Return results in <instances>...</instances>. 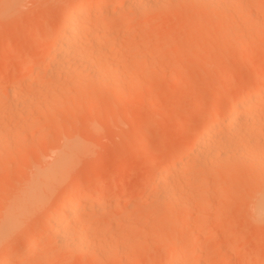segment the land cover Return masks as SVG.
<instances>
[{
	"label": "rangeland",
	"instance_id": "374dc122",
	"mask_svg": "<svg viewBox=\"0 0 264 264\" xmlns=\"http://www.w3.org/2000/svg\"><path fill=\"white\" fill-rule=\"evenodd\" d=\"M77 1L0 0V75L3 73L5 76L3 82L0 81V102L3 100L0 114L5 113L3 108L6 101L10 107L15 105L9 103L15 100V94L16 98L21 97V101H15L17 115L25 111L28 113V108L32 112L26 117L28 119L25 118L26 114H22L25 120L18 117L24 122L23 128L21 123L18 124L20 120L13 122L20 127L12 124L13 119L18 118L13 107L11 109L8 104L5 108L9 107L7 110L11 115H0V118H5L0 121V125L4 123L3 128L10 122L12 124L9 130L0 129V135L2 131H11L13 136L16 133L15 139L8 132V135L6 132L3 134L8 136V141H12L10 146L9 142L7 144L11 154L5 156V151L1 153L0 149V230L5 214L14 202L12 200L17 194V197L24 194L35 174L56 172L59 169V173L56 172L58 182L52 181L54 187V183L50 182L51 189L46 187L49 189L47 191L44 188L47 192L44 194L40 193L43 190L39 188L37 193L43 199L0 240V264L6 254L10 258L5 264H165L172 249L177 251L176 247L179 250L185 246L188 250L184 257L193 253L192 256L199 261L197 264H264V216L257 215L255 218L253 212L255 204L264 194V174L259 176V170L257 173L252 170L255 174L247 173L252 167H247V164L243 167V163L242 166H213L201 172L206 169H199L201 166L195 164L197 160L193 154L180 160L179 165L177 160H173L192 145L206 123L217 113L224 115L230 104L238 96L248 93L255 82L259 85L264 83V0L228 1L233 3L231 5L225 0L228 4L223 2V5L229 6H222V13L215 11V14L207 8H202L204 12L200 8L201 11H198L197 5L187 0L172 2V5L167 1L168 6L165 1L163 3L166 5L161 4L164 5L162 8L158 6L141 12L120 8L124 0H107L108 4L99 13L93 11V5L88 15L99 22V28H93L89 34L101 33L103 23L110 29L107 31L111 32L108 37L104 33L106 37L102 35L97 45L106 41L105 44L101 45L102 48L100 45L96 48H100L98 52L104 50L102 56L107 53L106 58L112 62V66H107L111 70L108 73L112 75L115 72L116 79L119 76L122 78L118 85L122 91H117L119 78L117 82L110 79L114 76L106 75L111 76L107 77L111 81L105 79L102 82L105 85L107 80V89L111 85L117 87L116 93L120 95L114 89L110 91L111 88L106 92L102 83L97 84L98 89L94 88L92 82L96 81L88 83L91 76L86 73L84 75L88 81L85 84L82 81L86 80L76 75L73 78L80 81L75 78L74 82L83 84H74L71 75L67 79L69 82L64 81L67 76L63 79L54 76L57 83L53 77L50 78L51 68L45 64L50 61V55L43 49L55 33L60 32L59 24L65 13ZM115 7L120 11H110ZM120 26L126 30L119 31ZM91 34L90 38L94 35ZM96 48H92L94 50L91 52L88 47L87 51L92 54ZM98 52L95 54L101 51ZM45 55L49 56L48 59ZM101 57L98 59L94 55L93 59L102 61ZM34 60L39 63L33 66L34 69L31 68V72L22 71L25 64L33 63ZM97 68L95 66V71ZM18 70L31 78L20 76L17 84L11 79ZM100 70L105 74L104 68ZM49 78L54 81H49ZM20 84L24 88L32 85V88H25L24 92ZM98 85L103 87L100 88L103 92ZM12 86H16V90L18 86V90L21 88V93L26 95L31 94L28 90L43 97L47 94L41 97L43 101L45 99V105L50 104L46 102L54 96L52 92L58 95L59 88L66 90V94L60 95L65 93L60 90L57 103V99L53 100L57 96L50 99L51 103L55 102L51 104L55 107H50L54 108L51 112L49 108L43 109L46 106L41 102L40 95L36 96L38 99L34 95L25 98L18 90L20 95L17 92L9 95ZM28 98L39 100L42 105L36 101L35 108L42 107L41 113L48 109L50 113H44L47 117H40L43 113L39 115V110L37 113L31 102L25 104ZM18 102L24 103L21 104L24 109ZM263 107L256 115L261 121L257 120L258 130L264 127ZM20 108L24 112L19 113ZM10 110L16 116L11 117ZM12 126L16 131L11 130ZM258 130L254 132L255 137L259 136L257 140L264 135L263 130L260 134ZM18 137L21 139L17 143L15 140ZM71 140L85 145L83 147H87V152H83L81 146L80 152L78 150L69 154L65 164L61 162V147ZM4 141L7 142V139L2 141L3 146ZM171 162L172 165L176 162L174 165L177 164V167L170 165ZM180 165L186 168L180 169ZM159 169L177 171V174H173L177 176L169 175L156 186L158 182L155 177ZM38 177L36 175L40 181L41 177L40 180ZM174 185L176 192L173 190ZM102 187H105V193L96 196ZM83 188L88 192L89 201L94 202L89 212L93 221L87 232L90 236L95 234L90 239L93 242L94 238V245L90 243L95 248L89 243V248L83 252H61L54 237L37 235L49 225L60 200L72 192L80 195ZM165 188L176 194L181 188V192L186 190L181 198L180 191L178 196L170 191L172 195L169 193L171 197L166 199L171 202L166 201V204L173 205L174 195L178 203L165 207V193L159 196ZM83 217L80 216V222L77 223L85 221L83 219L88 216ZM190 234L199 237L195 236L193 240L191 235L190 240ZM188 239L190 243H187ZM31 242L34 243V251L23 257ZM101 245L106 246L102 247L105 251ZM107 246L113 248L109 249V252L112 251L110 255ZM189 256L188 260L183 257L182 262L188 264L193 263V260L196 263L195 259H191V254Z\"/></svg>",
	"mask_w": 264,
	"mask_h": 264
},
{
	"label": "bare ground",
	"instance_id": "6f19581e",
	"mask_svg": "<svg viewBox=\"0 0 264 264\" xmlns=\"http://www.w3.org/2000/svg\"><path fill=\"white\" fill-rule=\"evenodd\" d=\"M166 1V2H165ZM167 1L169 2V5H172V4H170V3H176V2H179V1H182V0H124L123 1V3H122V1H121V4H120V8H124V9H127L126 11H132L131 9H134V11H137V12H141V11H145L146 9L147 10H153L152 8H156V7H158L159 6V8H162V7H164V5H166V4H164L163 2H165V3H167ZM187 1H190V3L191 2H193V4H196L197 5V7H196V5H194V7H196L197 8V10L199 11L200 9L202 10V8H207L208 9V11L210 12V10L209 9H212L211 11H212V14L215 12V11H220L221 12V10L223 9L222 8V6H229V5H223V4H228L229 2H231L232 0H227V2L225 1V0H187ZM182 2H186V0L185 1H182ZM223 2H225V3H223ZM233 2V1H232ZM236 1L234 0V2L233 3H235ZM5 3V2H4ZM233 3H231V4H233ZM239 3V2H238ZM106 4H108V1L107 0H83V1H81V0H78L77 2H75L74 3V5L70 8V10L69 11H67V13H65V17H64V19H62V21H61V23L59 24V31L60 32H58V34L57 33H55V36L54 37H52V39L50 40V42L44 47V49H43V51L46 53V54H48V55H50V61L48 60V62H46L45 64L47 65V66H49V69L51 68V72L48 70H46L47 72H50V78H52L53 77V79L56 81V83H57V80H56V78L57 77H59L60 78V76H61V78L63 79L65 76H67L66 78H64L65 80L64 81H66L67 79H68V77L71 75V77L73 78V75L75 76L76 75V77H79L80 79H84V80H86V79H88V77L86 76V75H84L85 73L88 75V76H91V77H89V79L88 80H90V82H88V83H91L92 81H96V82H92V83H94L93 84V87L94 88H96V86H97V84H101L103 87H104V89L106 88V92L107 91H111V90H113L115 93H116V90H115V88H117V91L118 92H120V91H122V89H120L119 88V83H120V81H121V79L122 78H120V76L118 77V73H117V77L119 78V80H118V78L116 79L115 77L116 76H114V74H115V72L111 75L110 73H108V71L110 70H108L107 68L112 64V62H111V60L109 59V58H106V55H107V53H104L105 55L104 56H102L103 55V51L102 50H100L99 52L97 51V49L99 48H96V46H99V45H97L98 44V42H99V40H101L102 39V37L104 36L103 34L105 33V34H107V37H108V34H110V33H107V31L109 30L110 31V29L108 28V26L107 25H105L104 23L102 24V22H101V28L103 29V31H101V29L99 30V31H101V33H93L94 35H96V37L95 38H93V34H91V36H92V38H90L89 36H90V34H89V32H92L91 30L93 29V28H99L98 27V24L97 23H99V22H96L95 20L96 19H91L92 18V16L90 17V14L88 15V13H89V10L93 7V5H94V9H93V11L95 12V13H99L101 10H103V8L106 6ZM161 4H164V5H162L161 6ZM230 4V3H229ZM230 4V5H231ZM5 5H7V3H5ZM122 5H123V7H122ZM125 6V7H124ZM167 6H168V3H167ZM201 6V7H200ZM118 7V6H117ZM117 7H115L114 9H112V10H110V11H115L116 9L118 10V8ZM119 8V9H120ZM129 8V9H128ZM158 8V9H159ZM200 8V9H199ZM224 8H226L227 9V7H224ZM122 9H121V12H123L122 11ZM226 9H224V10H226ZM200 10V11H201ZM118 11H120V10H118ZM203 11V10H202ZM91 12V11H90ZM109 12V11H108ZM125 12V11H124ZM204 12V11H203ZM206 12V11H205ZM225 12V11H224ZM216 13V12H215ZM214 13V14H215ZM219 13V12H218ZM222 13V12H221ZM133 14V13H132ZM91 15H92V13H91ZM134 15V14H133ZM137 15V14H136ZM138 17V16H137ZM94 18V17H93ZM95 21V22H94ZM100 25V24H99ZM231 27H232V25H231ZM96 28V29H97ZM95 29V30H96ZM98 30V29H97ZM124 31V30H126V28H124L123 26H120L119 27V31ZM230 30V29H229ZM229 30H227V31H229ZM94 32V31H93ZM96 32H98V31H96ZM57 34V35H56ZM103 35V36H102ZM104 37H106V35L104 36ZM106 39V38H105ZM105 39H104V41H105ZM107 40V39H106ZM101 42V41H100ZM106 42V41H105ZM105 42H103L102 44H105ZM101 44V45H102ZM101 45H100V47H101ZM104 46V45H103ZM90 48V49H88L89 51H91V50H94L95 48H96V50H95V52H98L99 54H95V52L93 51V53L92 54H94L95 55V57L97 58L98 57V59H99V57H101L100 58V60H102V61H99L98 59V61H96V60H94L93 59V57H94V55H92L89 51H87V48ZM92 48H94V49H92ZM102 48V47H101ZM100 49V48H99ZM104 49V48H103ZM88 52V53H87ZM92 52V51H91ZM106 52V51H105ZM91 54V56H90V54ZM97 55V56H96ZM99 55V56H98ZM46 56V55H45ZM109 56V55H108ZM49 57V56H48ZM48 57L46 56V59H48ZM102 58H104V59H102ZM44 60V61H47V60ZM42 61V60H41ZM43 62V61H42ZM39 63V61H36V60H34V62L33 63H29L28 65L27 64H25V66H23L24 67V69L23 68H21V69H23L22 71H30L31 72V68L32 69H34L33 68V66H37V64ZM48 63V64H47ZM35 66V67H36ZM38 66H40V65H38ZM95 66L97 67L98 66V68H99V66H100V68L102 69V68H104V71L103 72H105L106 70L105 69H107V73L105 72V74L104 73H101V70H100V68L98 69L97 68V70L96 71H98L99 70V72H96L95 71ZM108 66V67H107ZM112 66V65H111ZM21 69H20V71H21ZM19 71V70H18ZM18 71H16L17 73H15L16 74V76H13V74H12V76L14 77H12L13 79H11V80H14L16 83H17V81H19L20 79H21V77L20 76H24L25 74H24V72H23V75L21 74V72H20V75L18 74L19 72ZM46 71H45V73H46ZM109 72H111V70L109 71ZM48 74V73H47ZM27 75V74H26ZM30 75V74H29ZM49 75H46V77L47 76H49ZM106 75H111V76H114V78H110L111 76H107L108 78H110L111 80H118L117 82L115 81H113V83H117L116 85H117V87H112V85L111 86H109V88H111V89H107V87H106V85H107V80H106V82H104V84L105 85H103V80L105 81V79H108L107 77H106ZM56 78H55V77ZM10 77V75H9V73H8V78ZM26 77H30V76H24V78L25 79H27ZM75 77V78H76ZM4 78H5V76H4V74L2 73L1 75H0V81L1 82H3L2 80H4ZM23 78V79H24ZM31 78V77H30ZM49 78V81L50 80H53V79H50ZM72 78H71V81L74 83V84H78V82L80 81L79 79H77V80H79V81H77V83L76 82H74L76 79L75 78H73L74 80H72ZM61 79V80H62ZM93 79V80H92ZM110 79H108V80H110ZM11 80H9V81H11ZM28 80H30V79H28ZM53 80V81H54ZM58 80H60V79H58ZM70 80V79H69ZM88 80H86V81H82L83 83L85 82H87ZM110 80V81H111ZM24 81V80H23ZM32 81V80H31ZM68 81V80H67ZM21 82V81H20ZM60 82V81H59ZM69 82V81H68ZM16 83H15V85H16ZM55 83V84H56ZM80 83V82H79ZM83 83H80V84H83ZM84 83V84H85ZM91 83V84H92ZM95 83H96V85H95ZM112 83V82H111ZM110 83V84H111ZM14 83L12 82V84L11 85H13ZM18 84V83H17ZM26 83H24V86H26L25 85ZM28 84H30V83H28ZM52 84H54V82H52ZM109 84V83H108ZM10 85V86H11ZM20 85H22V84H20ZM100 85V87H99V85H98V87H99V89L100 88H103L102 86ZM115 84H113V86H114ZM24 86L22 85L21 87L22 88H24ZM32 86V85H31ZM30 85L29 86H27V87H25L26 89H29V90H31V87ZM108 86V85H107ZM16 87V86H15ZM13 88V86H12V90H11V92L12 93H10L9 95H11V94H15L16 92H17V90H18V86H17V90H16V88ZM25 88H24V92H25ZM122 88V87H121ZM11 89V88H10ZM9 89V90H10ZM58 89V88H57ZM96 89H98V88H96ZM8 90V91H9ZM20 90H21V88H20ZM20 90H18L20 93H21V91ZM27 91V92H30L31 94H28L29 95V97H31L30 95H34V94H32V93H35V92H31V91ZM59 90V92H58V95H59V93H60V90H61V93H63L64 91H65V93L64 94H60V95H63V96H65V94H66V90H63V88H59L58 89ZM57 90V91H58ZM80 90V89H79ZM92 90V89H91ZM102 92H103V90L102 89H100ZM33 91V90H32ZM53 91H55V90H53ZM93 91H94V89H93ZM92 91V92H93ZM99 91V90H98ZM105 91V90H104ZM10 92V91H9ZM26 92V93H27ZM77 92V91H76ZM89 92H91V91H89ZM96 92H97V90H96ZM20 93L18 94V92H17V94L18 95H20ZM23 93V92H22ZM21 93V94H22ZM88 93V92H87ZM41 94H43V93H41ZM52 94L54 95V96H52V98H50V99H53V97H55V96H57V97H55L53 100H55V99H57V101H56V103L58 102V95H55V94H57V93H54V92H52ZM117 94V93H116ZM121 94V93H120ZM120 94H117V95H120ZM8 95V96H9ZM23 96L22 97H24V95H25V98L26 97H28V95H26L25 93H23L22 94ZM40 95V94H39ZM39 95H38V93H37V95H34L33 97H35V99L37 98L36 96H38L39 97ZM44 95H45V93H44ZM47 95V94H46ZM46 95L44 96V97H46ZM243 95V94H242ZM12 96V95H11ZM17 97V95L15 94L14 95V97ZM63 96H61V97H63ZM263 96V97H262ZM14 98L15 100H9V99H6V100H9L8 102L11 104V102L12 103H14L15 105H16V102L15 101H21V99H19V98H21V97H18V98ZM44 98L43 97V95L41 96L40 95V99H41V102L43 101L42 100V98ZM60 97V96H59ZM261 97L262 98H264V83L263 84H260L259 85V83L258 82H255L254 84H253V86L251 87V90H249V92L248 93H244V95L243 96H241L240 95V97L238 96L236 99H235V101L233 102V103H231L230 105V107H229V109L227 110L226 109V111H225V113H224V115H222L221 113V115L219 114V113H217L213 118H212V120L208 123H206V125H205V127H204V129H203V131L201 132V134H200V136H198L197 137V139H195V141L192 143V145H190L189 147H187V148H185L181 153H179L173 160H177L176 162H177V164L179 163L180 164V160H182V159H187V157L189 156V155H191V154H193L195 157H196V163L195 164H199V166H201L199 169H201V168H203V169H206V170H201V172L202 171H207V169H210L211 167H213V168H216V167H218L219 165H229V164H232V165H239V164H241V165H239V166H242V163H243V167L247 164V167H252V168H250L251 169V171L249 172L248 170H247V173H251V172H256L257 173V171L259 170V173H258V175L260 174L261 175V173H263L264 174V161H263V158H264V135L263 136H260V137H262V138H259V139H261V140H257V138L259 137H255V135H254V132L256 131V130H258L257 128V124H259V122L257 123V120L258 121H260V119H258L259 117H256V115H258L257 113L259 112L260 113V110H261V108L264 106V99L262 100L261 99ZM12 98V97H11ZM13 99V98H12ZM16 99H19V100H16ZM31 99V98H30ZM29 98H28V100H27V102H29V103H27L26 101H24V103L25 104H33L34 105V109H36V111H37V113H38V110H39V112L41 111V109H42V107H41V109H37V108H35V106H37V102H38V104H40V105H42V103L40 102L39 103V100L36 102L35 101V99H34V101L36 102H34V101H32V99L30 100ZM38 99V98H37ZM47 99V98H46ZM50 99L48 100V102H46V103H50L49 105H48V107H47V105H45L44 104V102H45V99H44V101H43V105H45L46 107H43V109H46V108H49L50 109V107L52 106V105H54L53 104V102L51 103V101H50ZM59 100H60V98H59ZM262 100V101H261ZM50 101V102H49ZM4 102H5V100H4ZM7 102V101H6ZM5 102V107L6 106H8L9 104L8 103H6ZM31 102V103H30ZM34 102V103H33ZM0 103H3V100H2V102H0ZM19 103V102H18ZM24 103H19V105L22 107V109H24L23 108V104ZM55 103V102H54ZM6 104H8V105H6ZM22 104V105H21ZM52 104V105H51ZM14 105V106H15ZM18 105V104H17ZM14 106H11V107H13V110H14ZM32 105H29V107H31ZM55 106H56V104H55ZM4 107V108H5ZM9 107H10V105H9ZM9 107H7V109H9ZM10 107V108H11ZM16 107V106H15ZM24 107L26 108V106L24 105ZM27 107H28V105H27ZM33 107V106H32ZM52 107H54V106H52ZM3 108V110L5 111V113L6 114H8V110L6 109H4ZM18 108H19V106H18ZM55 108V107H54ZM53 108V109H54ZM12 109V108H11ZM27 109V108H26ZM25 109V110H26ZM29 109V111L27 110V112L28 113H25L24 111H22L21 110V108H20V110L21 111H19V113H21V112H24V113H21V119H22V117H23V119H24V116L22 115V114H26V116H25V118L27 117V116H29V113H32V112H30L31 111V108H28ZM53 109H50L51 110V112L53 111ZM2 110V109H1ZM0 110V111H1ZM12 110V111H13ZM32 110H33V108H32ZM263 110H264V107H263ZM11 111V110H10ZM11 111V112H12ZM15 111V110H14ZM13 111V112H14ZM44 111V110H43ZM42 111V113L40 112L39 113V115L40 114H42L40 117H42L43 116V118H44V116L45 117H47L46 115V113H50L49 112V110L47 109V110H45L44 112ZM262 111V110H261ZM2 112V111H1ZM12 112V116L11 117H14V113ZM5 113H4V115H3V113H1L0 115H2V116H6L5 115ZM15 113H16V115H17V113H18V111L16 112L15 111ZM36 113V112H35ZM44 113L46 114V115H44ZM28 114V115H27ZM219 114V115H218ZM10 115H11V113H10ZM9 114H8V116H10ZM15 115V116H16ZM31 115V114H30ZM33 115H34V111H33ZM38 115V116H39ZM8 116H7V118H8ZM20 116H18L17 115V118L18 117H20ZM37 116V115H36ZM16 118V117H15ZM3 119H5V118H0V121H3ZM26 119H28V118H26ZM261 119H262V117H261ZM8 120V119H7ZM7 120H6V122H7ZM16 120V121H15ZM13 119V121H12V124L13 125H15L16 123H17V121L18 120H20L19 118L18 119ZM25 120V119H24ZM29 120H30V118H29ZM29 120L27 121V124L26 125H28V122H29ZM11 121V120H10ZM6 122H5V125H6ZM13 122H16V123H13ZM263 122V121H262ZM2 123V122H1ZM9 122H7V124H8ZM19 123H21L20 124V126H21V128H23L24 126H23V123H22V121L20 120L19 122H18V124ZM26 123V122H25ZM260 123H261V121H260ZM4 124V123H3ZM3 124H1L2 125V127H0V129H5V130H9L10 128H9V126H10V124H11V122L9 123V125L6 127L5 126V128H3ZM11 124V125H12ZM264 124V123H263ZM263 124H261L260 126H262ZM0 125V126H1ZM25 125V124H24ZM25 125V126H26ZM16 127H20V126H17V125H15ZM14 126V127H15ZM259 126V125H258ZM260 126H259V128H260ZM264 126V125H263ZM262 128H264V127H262ZM262 128H260V130H258V133L260 134V131L261 130H263L264 131V129H262ZM15 128H13V126H12V129L11 130H13V131H16V130H14ZM17 129V128H16ZM20 129V128H19ZM2 131V130H1ZM3 133H2V136L0 135V143L3 141V140H5V139H7V142H5L4 141V146H3V142L0 144L2 147H4L3 149H2V147L0 146V149L2 150V152L1 153H3L4 151V153H3V155H5V156H7L6 154H11V152H10V148H8L7 147V144H8V142L10 143L8 146H10L11 145V142L10 141H8V140H10V139H8V138H6V137H8V136H5V135H3V134H5L4 132H6V131H2ZM8 132V131H7ZM6 132V134L8 135V133ZM257 132V131H256ZM15 135L13 136L12 134H11V131H10V133H9V135L11 136V138L13 139V137H14V139H15V137H16V133H14ZM263 133H261V135H262ZM21 135V134H20ZM20 135H19V137H20ZM17 136H18V134H17ZM18 137V139L16 138V140H15V142H17L18 143V141L20 142V140L19 139H21V138H19ZM10 138V137H9ZM3 139V140H2ZM11 139V140H12ZM2 140V141H1ZM18 140V141H17ZM75 140H73V142H72V140H71V142L69 143H67V142H65V143H67L66 144V146H65V143H63L64 145H62L63 147H61L63 150H61V162H66L67 161V159L69 158V154H71L72 152H75V151H78L79 150V152H80V150L82 149L81 148V146H82V144L80 145V143L79 144H76L75 142H74ZM14 142V141H13ZM76 142H77V140H76ZM78 143V142H77ZM7 148H6V147ZM65 146V147H64ZM83 146H85V145H83ZM82 146V147H83ZM258 146V147H257ZM60 148V149H61ZM84 149H83V152H87L86 150H85V148H87V147H83ZM8 149V150H7ZM0 150V151H1ZM6 151H8L7 153H6ZM78 152V153H79ZM83 152H82V154H83ZM81 154V153H80ZM2 155V154H1ZM0 155V156H1ZM59 155V156H60ZM74 155V154H73ZM79 155V154H78ZM192 155V156H193ZM58 156V157H59ZM194 158V157H193ZM60 159V158H59ZM60 162V161H59ZM175 162V163H176ZM174 163V164H175ZM66 164V163H65ZM173 164V165H174ZM176 164V165H177ZM178 164V165H179ZM197 164V165H198ZM62 165H63V163H62ZM170 165H172V162H171V164ZM172 165V166H173ZM176 165H174L173 167H175ZM196 165V166H197ZM248 165H250V166H248ZM170 168H171V166H169ZM177 167V166H176ZM178 167H180V169H185L186 167L183 165V166H178ZM247 167H245L246 169H247ZM168 168V167H167ZM198 168V167H197ZM55 169V168H54ZM198 169V170H199ZM212 169V168H211ZM249 169V170H250ZM57 170H59V169H56L55 171L57 172V173H59V171H57ZM174 170H175V168H174ZM252 170H254V171H252ZM50 171H53L52 169L50 170ZM56 172H48L47 173V171H45L44 173H46V174H44L43 172H39V173H37V174H35V178H33V180L31 181V183L29 182V184H27V186H29V187H26L25 188V186H24V188L26 189V191L24 192V194H21V196L20 197H17V195L19 196V194H17L16 195V199L14 198L12 201H14L13 203H11L12 205L8 208V212H7V214H5L6 215V217H5V220H4V223H3V228H2V230H0V240L3 238V237H5L9 232H10V230L11 229H13V227H16L18 224H19V222L22 220V218H25L24 216H26L25 214L28 212V211H30V209L31 208H34V206L37 204V203H39L40 201H41V199H43V196L42 195H40L39 193H37V192H39V190L42 188V190L43 191H41L40 190V193H42L43 192V194H44V188L46 189V187H50V186H52L53 185V187H54V185H55V181H57L58 182V179H56V177H57V175H56ZM176 173H174V171H172L171 169H167V170H165L164 169V171L163 170H161V169H159L158 171H157V173H156V179H157V181L156 182H158V184L156 185V186H159V182L160 181H162L163 180V178H164V180H165V177L167 178V176H171V175H173V174H177V171H175ZM255 172L253 173V174H255ZM43 173V174H42ZM54 173H55V175H54ZM40 174H42V175H44L43 177L40 175ZM252 174V173H251ZM36 175L37 176H39L38 178H39V180H40V177H41V180L40 181H38V179L36 178ZM54 175V176H53ZM259 175V176H260ZM175 175H173L172 177H174ZM177 176V175H176ZM175 176V177H176ZM256 176H257V174H256ZM264 176V175H263ZM262 176V177H263ZM264 178V177H263ZM35 179H37V180H35ZM170 179V178H169ZM173 179V178H172ZM35 180V181H34ZM54 180V182H52ZM167 180V179H166ZM262 180V179H261ZM37 182H38V184H39V186H38V184H37ZM50 182H52V183H54V184H52L51 185V183ZM155 182V181H154ZM155 182V183H156ZM172 182V181H171ZM37 184V186H38V188H36L37 186H36V184ZM163 183H165V181H163ZM162 183V184H163ZM168 183V182H167ZM43 184V185H42ZM50 184V185H49ZM168 184H170V183H168ZM173 184V183H172ZM171 184V185H172ZM43 186V187H40V186ZM48 185V186H47ZM165 185V187H168V185L165 183L164 184ZM163 185V186H164ZM167 185V186H166ZM45 186V187H44ZM162 186V187H163ZM52 187V188H53ZM161 187V186H160ZM161 187V189H163ZM172 187V186H171ZM174 187V191L176 192V189H175V185L173 186ZM172 187V188H173ZM40 188V189H39ZM46 189L47 191H49V189ZM170 188V187H169ZM168 188V189H169ZM171 188V189H172ZM178 188V187H177ZM50 189H51V187H50ZM166 189L167 188H165L164 190L165 191H160V193L162 192V195L160 194L159 196H163V194L165 193V199L166 198H168L169 199V197H171V196H169L170 194L172 195V193H170V191H166ZM22 190H24V189H22ZM38 190V191H37ZM160 190V189H159ZM172 190V191H173ZM178 190V189H177ZM181 190H182V188L179 190L180 192H181ZM186 190V189H185ZM184 190V191H185ZM264 190V189H263ZM21 191V190H20ZM171 191V192H172ZM173 191V192H174ZM179 191H177V194L178 195H180V194H182L183 192H179ZM174 192V193H175ZM45 193H47V192H45ZM81 194L79 195V194H76V192H72V193H70V194H68V195H66L65 197H63L61 200H60V202L56 205V212L52 215V217H51V220L48 222L49 223V225L46 227V229L45 230H42L41 232H39V234L37 235L38 237H40V236H42L43 234L44 235H46V236H48V237H54L55 239H56V242L58 243V245L60 246L59 248L62 250L61 252H66L67 253V251H73V252H83V251H85V249H87V248H89V243L91 242L93 245H94V238H93V242H92V240L90 241V239H91V236H94L95 234H92L91 236L88 234V228H89V226L92 224V221L93 220H91V217H89L90 215H92L91 213H89V212H91L90 210H92L93 209V207H94V202H90L89 201V198H88V196L89 195H87V190H86V188H83V189H81V192H80ZM105 193V187H102L101 189H99L97 192H96V196H102L103 194ZM170 193V194H169ZM174 193H173V195H174ZM180 193V194H179ZM188 193V192H187ZM186 193V194H187ZM176 194V193H175ZM176 194V196H178ZM15 196V195H14ZM41 196H42V198H41ZM176 196L174 195V197L172 196V198H174V202H173V200H172V202H173V205L175 204H177L178 203V199L176 198ZM181 196H183V194L182 195H180V198H181ZM185 196V195H184ZM162 198V197H161ZM164 198V197H163ZM158 199H160L159 197H158ZM168 199H166V200H164V203H163V201L160 199V202L162 201V204H164V206L166 207V206H168L167 204H166V201L167 202H171V200H169L168 201ZM175 199H177V200H175ZM9 203V204H10ZM101 205V204H100ZM173 205H171V206H173ZM170 206V205H169ZM170 206V207H171ZM254 214H255V218H257V215H259V217L260 216H264V194L262 195V197L259 199V201L255 204V207H254ZM90 214V215H89ZM83 215H85L86 217H87V219H90V220H88V221H86L87 219H83V220H85V221H83V222H81L80 224L79 223H77V222H80V221H78V219H80L79 217L80 216H82L83 217ZM85 216L83 217V218H85ZM90 232V231H89ZM179 231H177V233H178ZM193 236V238H192V236ZM90 236V237H89ZM191 236V237H190ZM195 236L196 237H199V235L197 236V234H195ZM195 236H194V234H190L188 237H190L189 239L191 240V238L194 240L195 239ZM189 239H188V241H189ZM34 241V240H33ZM187 241V243H190L191 241H189L188 242ZM193 242V241H192ZM91 243H90V245H91ZM33 245H34V243L33 242H31L30 243V247L27 249V250H25V253H24V255H23V257H26L28 254H30V252H32V251H34V248H32L33 247ZM93 245H91L92 247H94ZM108 245H110V244H108ZM185 245V244H184ZM187 245V244H186ZM188 246H190V245H188ZM58 247V246H57ZM102 247H106V246H102L101 245V248ZM107 247H109L108 248V252L110 251L109 249H111V250H113V248L111 247V246H107ZM182 247V246H181ZM95 248V247H94ZM99 249V250H104V248H102V249ZM92 250H93V248H91ZM90 249V250H91ZM115 249V248H114ZM175 249V248H174ZM174 249H172L173 251H174ZM176 249H177V251L175 250L174 252L173 251H171L172 253L167 257V260L165 261V264H183L184 262H182V260H183V257H184V255H185V252L188 250L187 249V247L185 246V247H183L182 249H180L179 248V250H178V247H176ZM194 250L196 249L195 247L193 248ZM95 250V249H94ZM96 250H97V248H96ZM98 250V252L100 253V251ZM102 250V251H103ZM106 250V249H105ZM104 250V251H105ZM103 251V252H104ZM112 252V251H111ZM111 252H109V255H110V253ZM192 252H193V250H192ZM68 253H70V252H68ZM102 253V252H101ZM100 253V254H101ZM107 253V252H106ZM105 254V253H104ZM108 254V253H107ZM107 254H106V256L105 257H107ZM187 254V253H186ZM191 254V259H195L196 257L195 256H192V254L193 253H190ZM189 253H188V256L187 257H190L189 255H190ZM102 255V254H101ZM108 255V256H109ZM187 257H184V258H187ZM195 257V258H194ZM9 255L8 254H6L5 256H4V258L2 259V261H1V264H5L8 260H9ZM188 259H190V258H187V260ZM193 263H188V264H197V262H199V261H197L196 259H195V261H196V263H194V261L193 260H191ZM182 262V263H181ZM187 262V261H186ZM185 264V263H184Z\"/></svg>",
	"mask_w": 264,
	"mask_h": 264
}]
</instances>
